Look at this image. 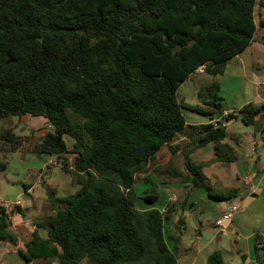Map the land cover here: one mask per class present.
I'll list each match as a JSON object with an SVG mask.
<instances>
[{"label":"trees","instance_id":"16d2710c","mask_svg":"<svg viewBox=\"0 0 264 264\" xmlns=\"http://www.w3.org/2000/svg\"><path fill=\"white\" fill-rule=\"evenodd\" d=\"M257 1L0 0V120L46 119L51 130L38 151L72 154L80 186L53 200L55 216L36 223L18 252L23 264H179L177 244L169 247L164 232L172 207L138 210L136 177L185 129L184 110L222 115L218 81L199 92L207 93L204 107L180 101L178 90L202 67L223 75L225 64L252 43ZM262 110L248 103L226 120L253 125ZM199 129L202 137L184 153L186 172L175 175L187 188L210 189L190 158L193 150L213 143L215 161L224 163L236 154L224 123ZM65 136L73 140L70 150ZM1 138L9 143L16 136L5 130ZM4 170L0 163V175ZM145 182L156 192L151 177ZM7 228L1 207L0 240L10 237ZM256 239V264H264V240ZM206 264H224L222 253Z\"/></svg>","mask_w":264,"mask_h":264},{"label":"crops","instance_id":"0c3cea01","mask_svg":"<svg viewBox=\"0 0 264 264\" xmlns=\"http://www.w3.org/2000/svg\"><path fill=\"white\" fill-rule=\"evenodd\" d=\"M255 17L257 30L252 43L241 54L226 63L227 65L234 60H241L240 64L236 63L241 70L235 68L234 64L231 67V74L235 76L237 75L235 73L242 71L247 80L248 67L251 70V66H248L250 61L253 63L252 74L257 77L264 75V70H261L262 65H256L257 62L261 61L260 55L257 53L259 48L264 45V0H261L260 3L259 0L257 1ZM201 69L204 67L197 70L193 75L205 73ZM250 83L247 86L253 92L252 99L245 100L247 102L236 108L235 106L232 109L223 107V111L232 113L240 110L248 103L264 105V83L260 81H251ZM262 111L257 115L259 123H256L255 119V124L247 126L240 121L243 124L242 129L238 126L235 127L239 120L235 118L229 120V124L226 126V142L235 151L236 160L234 162L215 161V145L213 143L193 150L190 158L196 166L201 168L210 189L206 186L187 188L188 184L183 182V177L176 176L175 172H186L184 153L202 137L203 134H200L199 127L208 124L216 126L218 116L212 119L197 113L201 118L197 117L188 121L184 115L185 129L175 139L163 146L137 175L134 190L139 184L144 187L142 190L144 195L138 196L136 202L138 210L144 211L154 208L165 213L168 207H172V213L164 222V232L169 247L173 248L177 244V261L179 264H206L209 256L214 252L222 253L224 264L235 260H241V264H256L258 253L256 235H260L264 240V226L254 222L259 218V215L264 214V110ZM1 122H5L4 126H0V163L4 165H6L5 162L10 155L22 152L24 149L31 150L28 147L29 142L25 141L24 138L21 139L20 136H16L13 142L4 143L1 138L3 131L17 128L23 130L38 128L42 137L51 130L48 121L42 117L11 116L1 119ZM22 143H25L26 146L21 145ZM38 148L39 146H36V150H34L36 153H38ZM164 155L166 157L161 158ZM52 156L55 159L58 157L57 155ZM144 171L149 172L148 175H157L156 192L152 190V186L150 187L151 184L145 182V178L140 179L139 176ZM21 174L23 177L18 173L7 180L23 182L26 173L22 172ZM3 176L4 171L0 175V208L5 209L8 219L7 231L11 230L13 234L4 240H0V264H23L18 252L20 250L25 251L26 246L31 242L33 232L36 230V223L47 220L56 214V206L53 204V200L59 198L57 196V182L52 184L51 181L45 180L46 178L41 177L39 179L38 183L44 184L47 194L36 193L33 185L23 182L24 195H19L23 200H17L8 206L6 204L7 191L5 195L1 192ZM247 177L248 180H246ZM69 181L71 184L72 179L70 178ZM77 187L74 191L78 192L80 186ZM153 195L157 197L153 203L148 201L146 204L141 203L145 201V197ZM224 197L231 198L224 200ZM231 205L237 206L238 211H242L251 218L248 224L243 225L247 229L238 230L234 224L236 213L233 215L232 221L225 224L227 226L225 229L221 227L222 230L218 229L219 226L216 225V222L227 213ZM59 207L65 208V205L61 204ZM42 230L45 231V236L40 235L45 238L47 231ZM30 264L56 263H50L45 259H35Z\"/></svg>","mask_w":264,"mask_h":264},{"label":"rangeland","instance_id":"374dc122","mask_svg":"<svg viewBox=\"0 0 264 264\" xmlns=\"http://www.w3.org/2000/svg\"><path fill=\"white\" fill-rule=\"evenodd\" d=\"M261 0H259V3ZM258 55H260L259 62L256 63V65L260 64L261 70H264V45L259 48ZM257 58V57H256ZM236 63H241V60H234L230 62L229 64H225L224 66V74L219 75L216 78L212 77L209 74L203 73L200 75H193L190 79H188L180 88L178 92V98L180 101H183L190 105H199L204 107V102L207 101V93L200 96L199 92H203V90L209 86L208 84L212 83L213 81H218L220 83V89L218 90L217 94L219 98L221 99L220 102L222 103V106L227 109H232L242 104L244 102H247L245 100H248L249 98L253 96V92L250 88H248L247 85H250L251 81H260L264 83V75L261 77H257L252 74L251 70L253 68V63L250 61L248 63V80L246 77H244L242 71H239L238 73H235L237 75L233 76L231 74V67L235 64V68H240L236 65ZM204 71V69H201ZM241 70V68H240ZM246 82V84H245ZM254 102V101H253ZM184 115L188 121L192 120L193 118H197L201 116L197 113L190 112L187 110H184ZM208 120V118H205ZM235 127H240L242 129V125L240 120L236 122ZM256 123H259V118H256ZM5 122H1L0 120V126H4ZM27 129H29L27 126H25ZM38 128H32L29 130H23V129H13V133L15 136L19 137L21 139L24 138L25 141H28V147L31 151L24 149L22 152H17L16 154L10 155L7 159L5 170H4V176H3V186H2V193L5 195L7 191V203L8 206L12 205L17 200H23L21 198V194L24 195V183L26 182L28 185H33L35 187L36 193L39 194H47L46 188H44L43 183H38L39 179L46 178L48 182L51 181L52 184L57 182V196L59 198H66L71 195H74L77 191H74V189L78 186V183L76 181V176L73 171V162H74V156L72 154H66L61 157H57L56 159L52 155L48 154H42L38 151L36 153L34 150H36V146H40L42 143V140L44 136L41 137V132L38 131ZM65 140L68 144L69 150L72 148L73 140L65 136ZM25 144V143H24ZM23 143L21 145H24ZM26 146V145H24ZM23 149V147H22ZM13 153V152H12ZM166 155H164L161 158H165ZM55 159V160H54ZM51 161V162H50ZM54 161V162H53ZM63 167H66L69 172H66L63 170ZM20 174V176L23 177V173H26L23 179V182H11L7 179L11 178V176L15 174ZM149 172H142L140 174V179L151 177L153 179V182H155V185L157 186L156 179L157 175H148ZM148 175V176H147ZM51 177V179H49ZM72 179V183L69 184V179ZM141 183V182H140ZM37 184V185H36ZM151 187V185H150ZM79 188V187H77ZM143 186L141 184L137 185L135 187V192L137 196L144 195L143 193ZM48 192V191H47ZM142 204L146 201L141 202ZM140 203V204H141ZM235 220L234 224L237 226L238 230L247 229L243 225L248 224L251 220V218L247 215H245L242 211H238L235 214ZM48 220V219H47ZM254 222H258V224L264 226V214L259 215V218L257 220H254ZM227 227V226H226ZM219 230H222L220 227ZM8 234H13V231L9 230ZM39 234L42 236H45V231L40 230ZM40 235V236H41ZM228 262V264H241V260H235Z\"/></svg>","mask_w":264,"mask_h":264},{"label":"built area","instance_id":"2783aa9c","mask_svg":"<svg viewBox=\"0 0 264 264\" xmlns=\"http://www.w3.org/2000/svg\"><path fill=\"white\" fill-rule=\"evenodd\" d=\"M229 112L227 111H222V115L219 117V119L216 121V122H221V123H224V121L228 118L229 116ZM249 178L247 177L246 180H248ZM19 204V203H18ZM238 211V207L235 206V205H231L229 208H228V211L227 213H225L223 215L222 218H220L217 222H216V225L225 229L226 228V223H230L232 221V218H233V215Z\"/></svg>","mask_w":264,"mask_h":264},{"label":"water","instance_id":"95a60500","mask_svg":"<svg viewBox=\"0 0 264 264\" xmlns=\"http://www.w3.org/2000/svg\"><path fill=\"white\" fill-rule=\"evenodd\" d=\"M217 116H218V119H219L220 115H217ZM228 124H229V120H225L224 121V125L227 126Z\"/></svg>","mask_w":264,"mask_h":264}]
</instances>
